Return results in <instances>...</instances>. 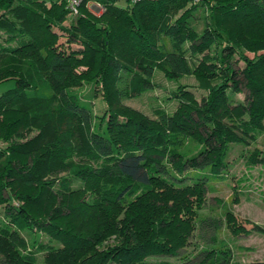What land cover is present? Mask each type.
Returning <instances> with one entry per match:
<instances>
[{
	"label": "trees",
	"instance_id": "obj_1",
	"mask_svg": "<svg viewBox=\"0 0 264 264\" xmlns=\"http://www.w3.org/2000/svg\"><path fill=\"white\" fill-rule=\"evenodd\" d=\"M104 3L100 16L83 4L67 19L57 0H0V82L15 81L0 94V264L177 256L204 206L208 174L227 167L231 146L252 144L245 162L264 166V142L256 143L264 133V0ZM198 7L206 12L200 32ZM189 49L201 54L194 65ZM157 70L168 80L193 75L206 94L198 100L179 84L168 96L174 111L158 107L155 117L125 104L154 87ZM85 85L91 99L83 101L74 90ZM241 85L246 103L233 98ZM222 207L236 233L241 225ZM23 231L48 239L29 243ZM206 251L181 264H244L224 240Z\"/></svg>",
	"mask_w": 264,
	"mask_h": 264
},
{
	"label": "rangeland",
	"instance_id": "obj_2",
	"mask_svg": "<svg viewBox=\"0 0 264 264\" xmlns=\"http://www.w3.org/2000/svg\"><path fill=\"white\" fill-rule=\"evenodd\" d=\"M198 2V0H193ZM117 4L125 6L128 3L124 0H118ZM86 7V6H85ZM86 9L94 16H100L101 10ZM194 21L192 22L195 29L200 32L205 23L206 12L203 8L198 7L194 11ZM71 16L67 14V19ZM62 40V39H61ZM188 44L185 43V46ZM213 50L211 51V53ZM243 54L247 57H252L253 54L244 51ZM188 60L191 65H194L200 53H192L187 50ZM243 60L238 57V54L233 57V67L235 70H240L243 67ZM238 79L243 82L242 76L239 74ZM154 87L139 95L125 99L124 102L144 114L155 117L154 110L158 107L170 114L177 106V101L168 98L170 91L174 90L179 84H187L188 88L193 91L198 100L205 94L206 90L198 86L197 80L193 75H182L181 77L168 80L163 73L156 71L153 77ZM15 81L9 79L0 82V94L7 89L13 88ZM88 85L74 91L81 94V99L88 100L87 97ZM238 93L233 94L236 101L246 103L247 91L243 85ZM93 113L99 115L103 109V102L100 97L92 99ZM264 133L257 139V146L263 148ZM188 146L192 145L188 141ZM252 144L246 147L241 145H233L228 153V165L221 170L217 176L208 174L206 179L207 191L205 203L198 213V218L195 223V229L185 249L179 251L177 256L168 257H152L148 264H181L186 259L198 262L207 254L206 250L216 247L219 240L230 247L232 259L244 264L264 261V166L260 164L249 165L245 162V154L252 149ZM243 150V155L241 151ZM190 171L187 172V175ZM192 174L194 172L191 171ZM190 178L185 179L186 182ZM225 205L235 216L236 222L241 227L236 233H232L230 228L226 226L224 217ZM0 219H4L3 210L0 207ZM260 228V229H258ZM23 236L29 243L33 240L46 242L48 236L38 233L37 231H23ZM185 255V257H183ZM38 261H42V254L38 253Z\"/></svg>",
	"mask_w": 264,
	"mask_h": 264
},
{
	"label": "built area",
	"instance_id": "obj_3",
	"mask_svg": "<svg viewBox=\"0 0 264 264\" xmlns=\"http://www.w3.org/2000/svg\"><path fill=\"white\" fill-rule=\"evenodd\" d=\"M58 3H62L67 9L70 16H76L79 13L80 7L85 4L91 10H101V13L105 10L104 0H57ZM107 1V0H105ZM117 2L118 0H114ZM129 5L144 1V0H124Z\"/></svg>",
	"mask_w": 264,
	"mask_h": 264
}]
</instances>
